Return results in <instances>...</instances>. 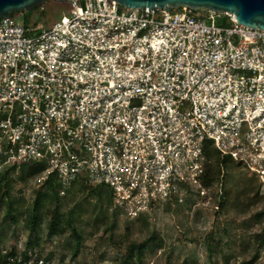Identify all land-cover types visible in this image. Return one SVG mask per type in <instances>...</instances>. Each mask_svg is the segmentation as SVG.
<instances>
[{"label": "built area", "instance_id": "built-area-1", "mask_svg": "<svg viewBox=\"0 0 264 264\" xmlns=\"http://www.w3.org/2000/svg\"><path fill=\"white\" fill-rule=\"evenodd\" d=\"M202 12L70 0L43 29L0 19V171L103 185L127 221L202 195L208 145L264 175V31Z\"/></svg>", "mask_w": 264, "mask_h": 264}, {"label": "rangeland", "instance_id": "rangeland-1", "mask_svg": "<svg viewBox=\"0 0 264 264\" xmlns=\"http://www.w3.org/2000/svg\"><path fill=\"white\" fill-rule=\"evenodd\" d=\"M64 7L65 4L47 1L43 6V12L36 9L25 17L27 24L36 29H43L60 18L64 13ZM197 13L199 17L203 16L202 11ZM14 17L19 22L25 19L22 14H16ZM209 148L211 149V146ZM235 170L236 172L226 181L222 179L223 172L220 173L219 185L216 189L217 196L214 189H204L199 197L192 196L191 200L187 197L186 200L183 199L182 203L184 201L192 203L190 208L181 206L179 212H173V206H171V211L168 213L159 208L154 218L147 221L148 226L145 228H141L138 222L119 217L113 233L108 234L104 231L106 224L94 223L95 217H90L88 213L83 212L80 214L79 222L85 241L74 259H71L65 242L67 235L48 239L44 230L46 223L44 220L40 226L36 253L41 259L51 255L49 264H115L121 262L130 244L145 239L148 233L154 231L157 240H162V248L146 250L141 264H208L205 246L209 235L214 241H221L211 261L214 264H238L240 260L251 257L259 245L254 244L253 236L263 234L264 225L260 226L249 221V216L264 208V202L251 207L245 214L236 211L232 207L233 203L227 204L223 212L219 213L217 207L221 201V192L225 195L229 194L233 189L232 186L239 185L240 179L247 174L258 180L260 196L264 197V175L250 172L242 166ZM17 175L14 174V180H17ZM38 187L30 180L16 183L13 195L16 199L24 201L22 204L24 210L30 205L32 192ZM88 202L90 203L83 204L84 208H92L95 199L88 198ZM89 204L91 205L88 206ZM2 214L3 212L0 213V217ZM3 234L0 243L2 253L12 248L17 254L24 251L29 229L23 225L22 218H18L15 225L6 221ZM256 264H264V243L259 247Z\"/></svg>", "mask_w": 264, "mask_h": 264}, {"label": "trees", "instance_id": "trees-1", "mask_svg": "<svg viewBox=\"0 0 264 264\" xmlns=\"http://www.w3.org/2000/svg\"><path fill=\"white\" fill-rule=\"evenodd\" d=\"M30 13H24L25 18ZM14 17V16H13ZM27 24L26 18L23 21ZM206 155L211 160V164L207 173L201 179V187L206 190L214 189L217 196L216 189L219 185V176L223 172L222 179L225 181L236 172L235 168H240L239 165H233V161L228 157H220L218 152H212L209 146L206 147ZM42 170V165L22 166L15 172V168L11 167L7 170L0 171V243L1 237L5 230L6 221L12 224H17L18 218H22L23 225L29 229L28 240L25 244V249L20 254L12 248L10 251L0 249V264H36L41 259L40 255L36 253V248L39 241L40 226L44 220L46 237L51 239L53 237H64L69 249L71 259H74L85 241L83 232L80 231V218L83 212L88 213L90 217H95L94 223L106 224L104 228L105 233L112 234L119 221V212L112 210L111 195L107 187L103 185L86 186L83 184H74L71 188L60 195V186L55 176L49 177L46 182L39 186L32 192L30 205L23 209L24 201L16 199L13 195V190L18 181L25 182L33 176L37 175ZM17 175V180L13 179L14 174ZM240 184L232 186L229 194L225 195L221 192L220 202L218 203V212L222 213L227 204L233 203L232 207L245 214L251 207L259 205L264 202V197L260 196V183L254 177L243 175L240 179ZM212 193H214L212 191ZM214 194V196H215ZM182 195L185 200L186 197L191 200L192 196L199 197V191L192 192L189 189L182 190ZM88 198L95 199L92 208H84ZM89 204L88 206H90ZM192 203L184 201L179 204L174 201L173 212H179L181 206L190 208ZM71 206V207H70ZM171 205H165L163 211L168 213L171 211ZM22 211V212H21ZM249 221L254 224L264 225V208L249 216ZM141 228L148 226L147 221L138 220ZM254 244H259L251 255V257L244 258L238 264H256L258 260L259 247L264 243V233L255 234L253 236ZM221 244V241H214L211 235L206 238L205 253L208 258V264H214L211 259L216 252V247ZM162 240H157L156 233L153 231L148 233V237L138 242L130 244L122 256V260L115 264H141L143 254L146 250L161 249ZM43 264H49L51 255L43 258ZM195 264V263H190Z\"/></svg>", "mask_w": 264, "mask_h": 264}, {"label": "water", "instance_id": "water-1", "mask_svg": "<svg viewBox=\"0 0 264 264\" xmlns=\"http://www.w3.org/2000/svg\"><path fill=\"white\" fill-rule=\"evenodd\" d=\"M47 1L66 4L70 0H0V19L16 14L33 12L42 8ZM121 7L130 9L186 7L192 11L210 10L213 13H228L239 25L248 29L264 31V0H112Z\"/></svg>", "mask_w": 264, "mask_h": 264}, {"label": "bare ground", "instance_id": "bare-ground-1", "mask_svg": "<svg viewBox=\"0 0 264 264\" xmlns=\"http://www.w3.org/2000/svg\"><path fill=\"white\" fill-rule=\"evenodd\" d=\"M204 14H205V21L207 23H217V24L221 23L220 17L214 15L210 10H205Z\"/></svg>", "mask_w": 264, "mask_h": 264}]
</instances>
